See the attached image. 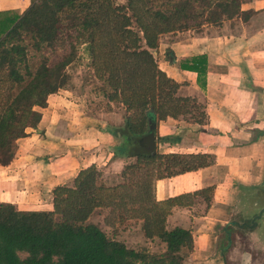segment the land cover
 <instances>
[{
	"label": "trees",
	"instance_id": "obj_1",
	"mask_svg": "<svg viewBox=\"0 0 264 264\" xmlns=\"http://www.w3.org/2000/svg\"><path fill=\"white\" fill-rule=\"evenodd\" d=\"M241 0H31L23 11L0 10V165L14 158L17 139L36 128L39 108L51 93L67 86V66L80 59L82 47L93 77L108 104L122 106L119 125L105 130L117 143L113 157L130 158L121 180L106 184L101 168L80 169L69 184L52 190V210H19L0 202V264H184L193 248L190 229L166 226L175 206H191L199 198L209 203L212 187L157 201L153 182L214 163L210 153H162L157 125L166 117L204 124V106L177 95L179 83L157 64L159 35L195 30L204 24L249 19ZM62 35L67 53L49 64L47 49ZM30 52L32 54H30ZM29 54L37 56L32 69ZM166 59L173 54L166 50ZM181 68L197 73L204 84L205 59L193 57ZM264 189V187H262ZM97 208L115 212L119 221H142L143 235L158 239L164 250L149 252L128 247L90 222ZM256 222H243L253 229ZM228 229V228H226Z\"/></svg>",
	"mask_w": 264,
	"mask_h": 264
},
{
	"label": "crops",
	"instance_id": "obj_2",
	"mask_svg": "<svg viewBox=\"0 0 264 264\" xmlns=\"http://www.w3.org/2000/svg\"><path fill=\"white\" fill-rule=\"evenodd\" d=\"M30 3L0 0V10L23 11ZM240 6L254 11L246 21L226 19L218 26L204 24L159 36L158 67L179 83L177 95L204 106L206 120H160L158 150L214 156L209 166L153 182L157 201L212 187L209 203L202 197L191 206L173 207L167 216L169 228L179 226L192 233L193 248L184 264H245L231 261L238 230L246 220L240 209L243 204L249 207L247 202L258 209L253 189L264 186V0H241ZM167 49L171 60L166 59ZM200 56L205 59L204 84L195 71L180 65ZM108 104L111 108L95 113L72 89L49 94L46 106L38 109L37 127L17 139L14 158L0 165V202L19 210H52L53 188L69 184L80 169L92 164L103 170L106 184L119 182L131 159L113 157L117 140L105 127L121 124L123 109ZM261 220L264 224V213L253 229L244 230L252 236V245L263 248L264 234L254 236Z\"/></svg>",
	"mask_w": 264,
	"mask_h": 264
},
{
	"label": "rangeland",
	"instance_id": "obj_3",
	"mask_svg": "<svg viewBox=\"0 0 264 264\" xmlns=\"http://www.w3.org/2000/svg\"><path fill=\"white\" fill-rule=\"evenodd\" d=\"M125 1L126 0H116L117 3H125ZM67 50L68 43L64 38V35H62L54 49L46 50L49 64L55 63L61 55L67 53ZM156 53L158 54V47ZM30 54L32 53L30 52ZM30 54L29 57H31L29 59V65L32 69H34L38 62V58L37 56ZM157 54L156 60H158ZM77 55L80 56V59L77 58L66 68L67 72L70 74V80L67 83L66 88L72 89L73 92L81 96L84 104H87L88 106V111L89 108L95 113H101V111L103 112L108 110L107 100L102 96L100 91V88H102L104 84L93 77L92 69L87 66L88 59L85 57L82 47H79ZM101 171L103 176V170L101 169ZM104 177L105 176H103V178ZM120 180L121 177L119 178V181ZM253 193L258 197V200H262L264 197V189H262V187L253 189ZM247 203L249 204V207L246 204H243L240 209V215L243 216V219H250L256 212L258 214L259 212H262V214L264 213V207L260 208L258 206V209H254L252 207L250 208L251 203ZM256 219H258V217H256L255 220ZM89 221L98 225L108 236L124 242V244L128 247L135 249L144 248L153 253H160L164 250V245L158 239H149L143 235L141 228L142 221L140 219L133 217L128 218L125 221H119L115 212L110 211V209L97 208L90 216ZM243 221L249 222L250 220ZM261 222L262 220L259 221V228L254 231L255 238L264 234V224ZM166 226L168 227L167 221ZM238 231L239 235L236 241V246L231 251V261L245 262V264H260L263 262L264 264V247L260 248L254 244L252 245V236L249 235V232L246 230L239 228Z\"/></svg>",
	"mask_w": 264,
	"mask_h": 264
},
{
	"label": "water",
	"instance_id": "obj_4",
	"mask_svg": "<svg viewBox=\"0 0 264 264\" xmlns=\"http://www.w3.org/2000/svg\"><path fill=\"white\" fill-rule=\"evenodd\" d=\"M262 187H264V186H262ZM255 200L256 201H258V206L260 207V208H263L264 207V197H263V199L262 200H258V197L255 195ZM261 213L262 212H259V214L257 213V215L256 216H251V218L250 219H246L245 221H249V220H251L252 218V221H255L256 223H257V219L255 220V218L256 217H260L261 216ZM256 225V224H255Z\"/></svg>",
	"mask_w": 264,
	"mask_h": 264
}]
</instances>
